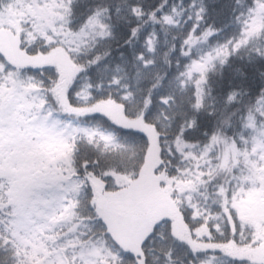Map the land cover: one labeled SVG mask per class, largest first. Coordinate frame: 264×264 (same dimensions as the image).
I'll return each mask as SVG.
<instances>
[{"label": "snow or ice", "instance_id": "1", "mask_svg": "<svg viewBox=\"0 0 264 264\" xmlns=\"http://www.w3.org/2000/svg\"><path fill=\"white\" fill-rule=\"evenodd\" d=\"M0 264H264V0H0Z\"/></svg>", "mask_w": 264, "mask_h": 264}]
</instances>
